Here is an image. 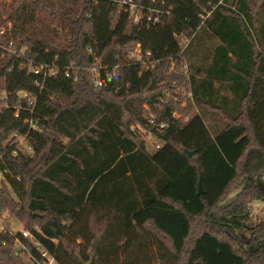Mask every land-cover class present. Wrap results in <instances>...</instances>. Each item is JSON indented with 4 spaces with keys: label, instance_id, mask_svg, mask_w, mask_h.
I'll return each mask as SVG.
<instances>
[{
    "label": "trees",
    "instance_id": "1",
    "mask_svg": "<svg viewBox=\"0 0 264 264\" xmlns=\"http://www.w3.org/2000/svg\"><path fill=\"white\" fill-rule=\"evenodd\" d=\"M120 1L12 0L0 22V264H29L17 242L57 264H264V222L247 224L264 200V0H135L163 11L155 25ZM137 45L154 67L129 59ZM96 65L118 66L100 88ZM175 88L186 106L163 101ZM146 106L166 123L152 154L131 130Z\"/></svg>",
    "mask_w": 264,
    "mask_h": 264
},
{
    "label": "built area",
    "instance_id": "2",
    "mask_svg": "<svg viewBox=\"0 0 264 264\" xmlns=\"http://www.w3.org/2000/svg\"><path fill=\"white\" fill-rule=\"evenodd\" d=\"M154 1V0H153ZM222 0H219L218 3H221ZM120 5L123 8H126V10L129 11V13L132 15L135 22L139 23L142 21H147L152 24H156L159 19L160 15L162 14V10L160 9H154L150 5H145L143 3L136 2L135 0H121ZM215 8V6H213ZM169 13V11L167 12ZM211 11H206L204 15H202V18H206L209 16ZM146 59L144 58V53L140 45H137L136 49L131 53L129 56V59H134L135 63L144 64L149 68L150 66L154 67L158 60H152L151 59V52L146 53ZM184 66V72H188V66L186 60L183 62ZM118 66L113 67V71H109L108 66L103 65H96L93 66L90 71L92 74L91 77V83L94 87L100 88L103 87L106 83V79L110 78L113 75H116V69ZM31 70L39 75H42L44 79H46L49 76H56L58 74V69L54 66H49L48 64H42L37 67H32ZM79 67H76L74 64H70L67 69H65L64 73L67 77L74 76L75 79L78 77ZM37 85L42 86V83H37ZM179 87V86H177ZM19 99L18 102H21L22 100L29 98L28 101V110L33 114L34 108H35V101L36 99L31 96L30 94L26 93L24 96H21L20 93H18ZM3 98H7V95L3 93ZM192 98V92L190 89L188 91L184 90L183 99L181 98V90L180 88L173 89L172 92L166 90V97L163 99L164 102H168L170 100L178 101L182 103V106H186L188 99ZM10 104L7 103V107H9ZM147 114L145 117V121L143 123H135L131 125V130L134 133V135L142 142H144L146 149L149 153H154L158 151L162 145L161 139L156 136V133H162L164 128L166 127V123L161 121L159 119V116L152 111H150V108L146 106ZM19 107L17 108L16 115H19ZM172 115L179 116V114L176 111L172 112ZM26 123L29 124L30 129H38V119H35L33 116L27 118L25 120ZM148 139L151 140L150 145L153 147V149H149L148 146ZM13 144L16 146V150H14V154L17 153L18 150H22L24 153H31L32 148L27 143V135H21L19 133L13 134L11 138ZM10 142V140H7V143ZM4 179L2 172L0 171V180ZM18 180H20V177H17ZM6 229V226L4 224V220L0 218V230L4 231ZM36 231L38 233H41L39 228H36ZM13 232V231H12ZM22 233V235L27 238L29 241L33 242L34 245H36L39 249V243L35 241L34 234L30 230L21 229L18 231ZM40 254L41 257H35L32 254L29 255V264H57V261L55 259V256L48 252L44 248H40Z\"/></svg>",
    "mask_w": 264,
    "mask_h": 264
},
{
    "label": "rangeland",
    "instance_id": "3",
    "mask_svg": "<svg viewBox=\"0 0 264 264\" xmlns=\"http://www.w3.org/2000/svg\"><path fill=\"white\" fill-rule=\"evenodd\" d=\"M11 1L12 0H0V14L2 15V19L0 20V22L2 20L6 19L8 14L11 12V7H10ZM4 30H5V27L0 28V34L3 33ZM180 90H181V98L183 99L184 89L180 88ZM210 124H211V122L209 121V125ZM150 143H151V140L148 139V146L150 147L149 149H153V147L150 145ZM250 210H251V216H250V220L247 223L249 226H255L257 224L264 222V200L254 201L250 206ZM5 220L7 222L8 227L14 233L20 231L21 229L29 230L27 228V226L25 225L24 221L21 220V218L16 217L13 214L8 213V215H6ZM16 245L19 248L17 250V252L20 253V256L22 258V262L28 263L29 255H28L27 248H25L19 242H17Z\"/></svg>",
    "mask_w": 264,
    "mask_h": 264
},
{
    "label": "water",
    "instance_id": "4",
    "mask_svg": "<svg viewBox=\"0 0 264 264\" xmlns=\"http://www.w3.org/2000/svg\"><path fill=\"white\" fill-rule=\"evenodd\" d=\"M25 92L24 91H21L20 92V95L21 96H24ZM187 153L190 155V156H193L194 155V152L193 151H189L187 150ZM204 191V184H203V176L201 175L200 176V179H199V183H198V192L199 193H202ZM84 264H92V261L88 262V263H84Z\"/></svg>",
    "mask_w": 264,
    "mask_h": 264
}]
</instances>
